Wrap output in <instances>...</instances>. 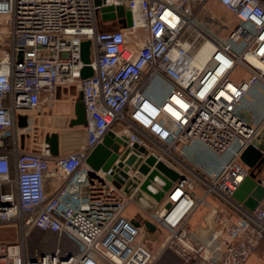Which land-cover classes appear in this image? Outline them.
<instances>
[{
  "label": "built area",
  "instance_id": "2783aa9c",
  "mask_svg": "<svg viewBox=\"0 0 264 264\" xmlns=\"http://www.w3.org/2000/svg\"><path fill=\"white\" fill-rule=\"evenodd\" d=\"M110 5L130 11L131 25L118 18L100 28V10ZM215 5L237 21L226 39L197 20L202 14L209 24L219 20ZM0 17L12 39L0 54V226L17 223L23 236L30 228L68 234L81 245L77 253L27 257L23 240L0 242V264H155L140 226L124 217L131 196L107 173L92 176L86 163L109 131L130 154L142 147L139 158L153 155L179 175L148 214L166 233L162 251L173 252L179 264H245L264 240V200L249 210L234 197L249 176L241 155L263 125L240 110L264 84V0H0ZM85 41L88 65L81 58ZM207 44L213 50L203 68L186 77ZM85 66L93 74L83 79ZM238 69L248 77L234 81ZM61 85L81 91L86 143L58 156L47 143L22 151L19 139L30 124L20 127L19 117L43 112ZM195 145L217 160L192 164L185 148ZM53 175L61 185L50 196L45 182ZM202 207L208 209L203 230L194 229L190 219Z\"/></svg>",
  "mask_w": 264,
  "mask_h": 264
},
{
  "label": "water",
  "instance_id": "95a60500",
  "mask_svg": "<svg viewBox=\"0 0 264 264\" xmlns=\"http://www.w3.org/2000/svg\"><path fill=\"white\" fill-rule=\"evenodd\" d=\"M100 12L103 20L120 18L123 25H131V13L124 6H105L101 8ZM90 46V41L82 43L81 58L86 65L91 62ZM92 74L93 70L89 66H85L81 71L83 79ZM27 120L26 116L19 117V126L26 127ZM72 125H87L82 95L75 105V119L72 121ZM45 141L50 146L51 154L58 156L60 153L59 135L56 133L47 135ZM126 146L123 139L116 137L113 131H109L103 141L89 153L86 163L92 176H96L99 171L107 173V180L111 181L126 196H131L134 203L151 214L177 181L179 175L163 162L157 161L153 155L146 159L139 158L138 155L144 152V148L136 145L134 152L130 154L131 149ZM241 161L248 167L249 176L241 184L234 197L247 209L254 210L264 200V185L258 178L259 173L264 170V123L252 144L242 153ZM130 168L135 170L132 177L128 173ZM108 172L110 173L108 174ZM145 224L147 227L155 229V226L150 222Z\"/></svg>",
  "mask_w": 264,
  "mask_h": 264
},
{
  "label": "crops",
  "instance_id": "0c3cea01",
  "mask_svg": "<svg viewBox=\"0 0 264 264\" xmlns=\"http://www.w3.org/2000/svg\"><path fill=\"white\" fill-rule=\"evenodd\" d=\"M214 7H216L219 12H228L220 5H215ZM240 73H242V76L233 78L234 81H239L241 78L248 77V74L242 69H238L235 75ZM81 95V91L76 85H61L56 88L54 101L48 105L43 112H27L25 115L30 124L28 131L29 135H25L19 139V148L22 151H39L43 145L46 144V136L54 133L59 135V155L71 153L84 145L87 141L86 127L72 125V121L75 119V105L77 101L80 100ZM240 111L247 119H251L256 123L264 121L263 83H258L247 95L242 103V109ZM40 125L48 128L47 133H45L42 138L39 136ZM11 161L12 177L15 178L16 170L14 156H11ZM209 161L213 160H210L209 158ZM258 178L261 179L264 184V170L259 173ZM60 185L61 179L58 176L53 175L48 177L45 182L46 193L51 196L56 192ZM138 213V216H126L125 218L128 220H134L136 224H139L142 229L141 242L144 243L153 254H155V264H179V258L173 252L162 251V246L166 240V233L156 227L155 229L147 227L145 223L150 222L148 216L142 212V214L140 212ZM207 213L208 209L205 207L198 209L190 219L191 226L194 229L203 230L204 217ZM37 230L43 236L44 232L39 229ZM23 239L18 224L12 223L0 226L1 243H17L21 242ZM51 243L52 242L49 241L39 242V244L42 245V249H38L37 251H34L36 249H25V254L27 257H31L38 254L40 252L39 250H55L51 249L49 246ZM40 246L39 248H41ZM245 264H264V240L253 250Z\"/></svg>",
  "mask_w": 264,
  "mask_h": 264
},
{
  "label": "rangeland",
  "instance_id": "374dc122",
  "mask_svg": "<svg viewBox=\"0 0 264 264\" xmlns=\"http://www.w3.org/2000/svg\"><path fill=\"white\" fill-rule=\"evenodd\" d=\"M212 8L214 11H216L215 14L217 15V17H219V20H215L213 24H209L205 21V19H203V17H202L203 14L200 15L199 17H197V20L204 27H206L208 30L215 33L219 38L226 39V37L228 36L229 30L237 24V21L230 12H225V11L219 12V11H217L216 7L213 6ZM102 22H103L102 16L98 15L99 27L100 28H109V27H103ZM222 25L227 26V29H223L220 31ZM9 31H10V28L8 27V24H6V19L4 17H0V54L2 53V51H4V50L9 51V49H10L12 39L9 35ZM238 76H242V73L235 75V77L233 76V78H236ZM40 126H39L40 127L39 136H40V138H42L44 136V134L47 133L48 128H46L45 126H42V125H40ZM185 150H189V152L191 153L188 158H189V161L192 164H194L195 166H203V165L207 164V162L209 161V158H210V160H217L216 155H214L211 151H209L208 149H206L202 146L200 147L198 145L197 146L195 145L192 147H187V148H185ZM33 152H36V151H33ZM131 169L132 168H130V170ZM138 208H139V211H138ZM138 212H140V213L142 212L146 216H148V214H149L148 212H146L145 210L140 208L136 203L133 202V204H131L127 208V210L125 211L124 217H126V216L127 217L128 216H138L137 215V214H139ZM158 229L160 230V228H158ZM25 233L26 234L23 236L25 249H36L34 251H37L38 249H42V245L39 244V242H48L49 241V242H52L51 244H49L51 249H61V251L63 253H68V254L77 253L81 250L80 249L81 245H79L77 240L68 234H65L64 236L59 237L55 234H50L49 232H44V234L42 236L41 233H39V231L36 228H30L27 231H25ZM141 235H142V229H141ZM141 235L139 238L140 241H141V237H142ZM39 246L41 248H39ZM39 251H41V250H39Z\"/></svg>",
  "mask_w": 264,
  "mask_h": 264
},
{
  "label": "bare ground",
  "instance_id": "6f19581e",
  "mask_svg": "<svg viewBox=\"0 0 264 264\" xmlns=\"http://www.w3.org/2000/svg\"><path fill=\"white\" fill-rule=\"evenodd\" d=\"M213 50V47L211 46V44H207L203 47L200 48V50L196 53L194 60L192 62V64L189 66V69L186 72V77L187 76H191V74H197L202 68L203 65L206 63V61L208 60L211 52ZM251 60H253L252 57H249ZM264 67V66H263ZM233 86V85H231ZM230 86V87H231ZM220 94L222 95H226L225 92H221ZM264 123V122H263ZM142 159V158H141ZM134 168H132L133 170ZM179 193L176 194V196Z\"/></svg>",
  "mask_w": 264,
  "mask_h": 264
}]
</instances>
